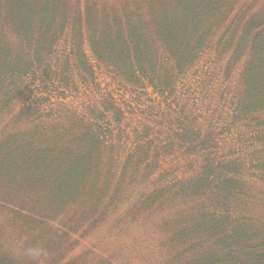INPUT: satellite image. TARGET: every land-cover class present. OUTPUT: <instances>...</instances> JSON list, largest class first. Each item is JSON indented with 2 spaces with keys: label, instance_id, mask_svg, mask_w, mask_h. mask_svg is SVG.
I'll list each match as a JSON object with an SVG mask.
<instances>
[{
  "label": "rangeland",
  "instance_id": "obj_1",
  "mask_svg": "<svg viewBox=\"0 0 264 264\" xmlns=\"http://www.w3.org/2000/svg\"><path fill=\"white\" fill-rule=\"evenodd\" d=\"M199 35V54L173 72ZM105 45L124 47L131 75ZM28 60L0 85V261L190 264L180 231L219 194L200 189L209 154L170 137L181 123L243 164L226 202L264 230V177L248 164L264 143L249 145L252 126L235 116L264 70V0H0V77ZM156 61L175 75L163 93L148 78ZM42 125L59 129L57 143ZM12 141L45 152L26 156Z\"/></svg>",
  "mask_w": 264,
  "mask_h": 264
},
{
  "label": "trees",
  "instance_id": "obj_2",
  "mask_svg": "<svg viewBox=\"0 0 264 264\" xmlns=\"http://www.w3.org/2000/svg\"><path fill=\"white\" fill-rule=\"evenodd\" d=\"M255 28L259 30L260 24L255 23ZM208 34L209 31H205V39ZM202 38L203 36L199 35L196 44H194L192 48L187 46L186 52L180 54L181 60L177 58L175 66L172 67L171 65L170 67L173 72L177 69L179 72L182 70V67L188 62L184 59H190L199 54L204 43ZM233 39L232 37L229 41V45L232 43ZM120 48L122 50L124 49V47L117 48L116 46L110 47L105 45L101 52L103 53L104 50L107 49L111 55H115V58L124 62ZM114 57L111 58L115 60ZM166 59L169 61L168 55ZM157 65V61L153 64L151 63V66L148 68L149 73L150 71L151 73L149 75L147 73L145 74L148 75V78L158 87L160 92L163 93L165 85H167L165 87L166 90L168 88H174L175 75L172 80L171 77L168 76V73L166 74V69L163 70V74L165 75L158 74L155 70ZM124 66V71L131 75L130 73H132V70L126 68L125 62ZM31 67L32 65L31 63L29 64V60L28 62L23 61L18 65L8 66L7 69L1 72L2 76L0 78L2 82L0 81V85L4 87L3 80H6L7 82L5 83L7 87H9V85H12L16 80V75L18 73L24 72L28 68L30 71ZM46 71H49V69H46ZM253 73L255 72H252L253 87L246 96H242V100L238 99V109L235 113L236 120L242 123H248L252 126V133L249 139H247L249 145L258 142L264 143V137L262 138L264 134V118L257 114L258 111L261 112V109L264 108V70L261 74L255 73V79ZM131 78L133 81L135 80L134 77L130 76V79ZM260 78H263L261 79L263 83L257 84ZM37 111H39V107L37 109L35 107L29 108V106L25 108L27 114H35V116L39 115ZM178 111H180L179 108ZM184 117L185 114L178 113V121L182 122ZM35 129L42 132L47 129L48 133L51 132L53 134L52 141H56L55 143L58 142V132H54L58 128H54L53 131L42 125L39 127L37 126ZM170 130L172 131V129ZM170 132H168V134ZM201 133L202 131L198 130V128L194 126H185L181 123L169 134L173 139L176 137V139L183 145H186L189 150L193 152L203 151L209 154L203 163L200 189L208 191V193L219 194V198L216 199L219 202H201L198 215L192 218V220L183 226L180 231V235L185 236L181 238L183 245L193 242L189 248L191 250L195 247V250L193 249L194 251L191 250L194 256L190 264H264V240L260 238L264 230L260 227L256 229L253 225H248L246 223L245 219L247 216L235 211L236 203L238 202H226L230 195L229 193L225 194V191L229 188L236 187L235 184L238 182L235 181L236 179L234 176L235 174L238 175V173L244 169L243 164L234 159L230 160L213 155V152L217 150L216 137L212 134L205 136ZM32 135L35 136L34 133ZM39 141L43 142V140ZM23 144L26 145L23 146L12 141L9 142L8 145H14V151L16 152L21 151L22 146L26 156H29L32 152H45L44 148L41 147L42 145H33V143L29 145V141ZM5 146L7 147L6 144ZM261 147L252 148V151L260 152ZM248 164H252L251 169L256 172V175L261 172L259 177H262V174L264 177L263 158H252ZM191 236L195 240H192ZM0 264L5 263L0 261Z\"/></svg>",
  "mask_w": 264,
  "mask_h": 264
},
{
  "label": "clouds",
  "instance_id": "obj_3",
  "mask_svg": "<svg viewBox=\"0 0 264 264\" xmlns=\"http://www.w3.org/2000/svg\"><path fill=\"white\" fill-rule=\"evenodd\" d=\"M30 255L34 256V257H38L41 255V251L38 250V249H33V250H30Z\"/></svg>",
  "mask_w": 264,
  "mask_h": 264
}]
</instances>
